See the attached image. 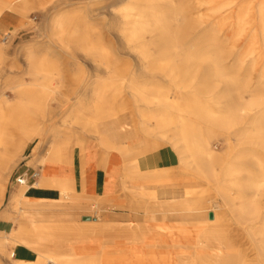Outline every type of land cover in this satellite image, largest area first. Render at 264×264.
<instances>
[{"label": "bare ground", "instance_id": "6f19581e", "mask_svg": "<svg viewBox=\"0 0 264 264\" xmlns=\"http://www.w3.org/2000/svg\"><path fill=\"white\" fill-rule=\"evenodd\" d=\"M124 1L128 4L115 14L121 19L125 45L138 52L140 61L148 62L149 70L167 69L172 83L180 90L192 91L187 97L171 98L160 85L140 83L137 73L131 72L115 77L119 84L112 96L102 87L95 88L92 93L97 100L92 105L82 101L88 97L84 88L80 94L83 103L74 105L63 126L81 128L97 140L101 149L98 166L106 172V186L102 197H93L84 182L83 192L77 194L70 172L74 149H81L84 169L95 162L99 151L85 138L63 135L61 124L60 128H49L55 115L52 101L59 95L51 83L57 68L39 56L38 48L29 50L21 76L0 85V208L15 163L24 159L34 141L38 142L31 154L41 167L35 186L58 189L61 198L27 199L25 185L10 191L0 218L13 221L15 226L8 234L0 233V260L7 264H264V94L256 93L244 101L237 77L223 67L218 49L200 48L191 53L194 22L199 27L206 22L201 20V12L191 14L194 22L187 19L184 25L175 26L179 20L172 11L174 0ZM195 1L190 6L195 10L202 5H213L217 10L230 5L220 0ZM45 3L0 0V65L7 43L24 31L32 10ZM247 9H239V35L246 30V19L251 15V7ZM257 16L259 34L264 37V1ZM71 23L59 27L61 36H67L63 43L67 51L102 49L89 42L85 33L70 27ZM148 35L152 40L147 41ZM46 38L50 41L45 44L53 45V36L46 34ZM207 38L216 40L217 36ZM152 47L160 50L158 60L150 61ZM180 51L185 57L178 62L175 57ZM255 51L251 43L245 55L253 56ZM207 64L210 71L201 72ZM211 74L232 89L216 93ZM125 83L128 96L123 94ZM259 84H264V66ZM7 88L14 99L9 98ZM223 99L232 105L227 107ZM254 109L257 113L252 115ZM127 110L129 116L123 113ZM219 136L225 146L221 151L212 145ZM47 137L51 138L49 143L45 142ZM163 146L169 147L176 167H151L146 159L142 169L139 160ZM190 170L192 176L183 175ZM203 181L212 185L219 197V212L197 197L206 191ZM174 186L185 190L179 195L166 193L172 196L169 200L158 199V190L177 189ZM94 201L97 206L91 204ZM111 208L127 209L135 215L136 224L102 222L97 209ZM83 210L94 215H80L78 221ZM231 221L245 228L254 243L251 259L231 239ZM16 245L33 249L36 258L14 259L11 249Z\"/></svg>", "mask_w": 264, "mask_h": 264}, {"label": "rangeland", "instance_id": "374dc122", "mask_svg": "<svg viewBox=\"0 0 264 264\" xmlns=\"http://www.w3.org/2000/svg\"><path fill=\"white\" fill-rule=\"evenodd\" d=\"M263 1L220 0L221 4L225 3L230 5L229 7L218 10L213 5H202L198 10H195L192 7L190 8L193 0H187V2L186 0H174L173 9L163 5L166 10L172 9L174 11L173 14H178L177 18L179 22L174 23L175 26L184 25L187 19L188 21L194 22L195 16H191V14L196 11L201 12V20L206 22L200 27L194 22L193 26L195 30L192 38H195L191 41L192 48L190 51L191 53H197L200 51V48H205V51H211V47L218 49L223 67L228 70L230 75L237 77V84H239L244 101L250 100L256 93L264 94V84H259V72L264 66V37L259 34L257 16V8ZM46 2L43 7L38 6L32 10L25 19L27 24L23 29L24 31L7 43L5 47L6 56L0 65V85H6L8 82L14 81L21 76L22 71L25 70V57L28 51L38 48L39 56L46 57L57 68L51 83L57 87L59 95L55 97L56 100L52 101L55 115L53 120L48 123L49 128H60L61 124L60 132L63 135L71 133L80 138H85L87 143L91 144L96 151H99L96 158L98 165L101 160V149L94 136L91 133H84L81 128L67 129L63 126V122L70 115L76 103L83 101L84 104H94L97 99L92 91L99 87L104 88L106 93L112 96V93L117 89L119 84L117 79L115 80V77L118 75H126L130 72L137 73L140 83L151 81L160 85L159 87L161 89L169 92L171 98L187 97L192 89L180 90L167 77L169 73L167 69L159 71L149 70L147 66L148 62L140 61L138 52L130 50L125 45L122 40V34L120 33V28L122 27L121 19L115 12L128 4V1L70 0L68 4L63 3L62 0H46ZM240 7L244 11L248 10V7L252 9L250 11L251 15H248L246 19V30L242 35H239V29L236 23L241 15ZM68 22H72L70 27L76 28L78 33H85L89 42L102 47V49L88 53L76 49L67 51L63 47V43L66 40L65 37L67 36H61L59 27H61V24L67 26ZM46 34L53 36L51 39L53 45L45 44L46 40L50 41L46 38ZM195 34L199 36L196 38ZM209 36H217V38L216 40H207ZM146 39L150 41L152 37L148 35ZM251 43L255 44V54L253 56H246V51ZM159 52V49L152 47L150 61L158 60L160 58ZM184 53V51H180L175 59L178 62L181 61L185 57ZM254 59L257 62L252 66ZM202 70L209 72L210 66L208 64L204 65L202 66L201 72ZM25 78L26 81H30L27 76ZM210 78L211 83L216 86V93L223 94L227 89H232L227 82L218 76L211 74ZM97 84L99 85L96 87ZM86 87L88 97L85 101H81L80 94ZM127 91L128 83H125V89L123 90L125 96H128L126 95ZM7 92L9 98L14 99V96L8 88ZM222 102L227 107L232 105L229 99H223ZM123 113H125V116L130 115L129 110ZM256 113L257 109L251 112L252 115ZM50 141L51 138L48 137L45 140L47 143ZM37 142L34 141L29 145L24 152V158L30 154L31 149ZM212 145L214 148H217V151H221L225 147L224 139L219 136L212 142ZM163 148L168 149L171 153L169 147L163 146L161 149ZM171 156L172 161L168 165V168H173L177 165V161L172 153ZM22 163L21 161L16 162L13 172L9 176L5 199L0 208L2 210L5 209L8 203L9 193L13 187V180ZM249 168L252 169L251 166ZM183 175L192 176V171L190 170L188 174L184 173ZM201 184L205 186L206 191L204 190L205 192L199 193L197 197L205 205L210 204L215 211L219 212L220 208L218 206L220 205V200L213 190L212 185L205 181ZM172 188H177L181 193L185 190L182 186H174ZM118 194L120 195L122 193L119 192ZM262 194L261 203L263 205L262 210L264 211V188ZM91 204L97 206V201ZM97 211L101 215L100 219L102 222H114L115 224L125 225L128 223L136 224L137 221L135 215L127 209L111 208L107 210L97 209ZM142 212L140 211V215H142ZM80 215L93 216L94 214L83 210L79 214L78 221L81 219ZM175 220L173 219L172 221L174 222ZM228 228L230 229L229 234L231 239L234 241L237 249L251 256V259L254 255V243L251 242L245 228L232 221L228 225ZM0 261L2 264H7L3 259Z\"/></svg>", "mask_w": 264, "mask_h": 264}, {"label": "crops", "instance_id": "0c3cea01", "mask_svg": "<svg viewBox=\"0 0 264 264\" xmlns=\"http://www.w3.org/2000/svg\"><path fill=\"white\" fill-rule=\"evenodd\" d=\"M1 31H0V39H1ZM29 147V146H28ZM27 147V148H28ZM33 149V148H32ZM32 149L30 154H28L21 162L20 169L16 172V175L21 173H26L28 178L27 190L24 194L25 198L36 200V201H57L60 200L61 194L58 189L53 188H41L36 187L35 184L38 182L41 176V167H39L34 157H32ZM145 160H139V165L143 169L145 168V163L151 167L156 168H167L170 162L172 161L171 153L168 149H160L159 151L148 155ZM147 159V162H146ZM83 159L80 148H75L72 154V164L70 168L71 177L74 184V189L77 194H81L83 192L84 182L88 183L89 194L93 197H102L105 192L106 186V172L103 168L97 165V161L89 164L85 169L83 168ZM36 174L34 177L33 175ZM85 175V176H84ZM87 181V182H86ZM12 189H16L18 185H16L13 181ZM175 191L177 195L179 190H158V199L161 201L169 200L172 196H167L166 193ZM176 195V196H177ZM2 209H0V213H2ZM15 224L11 220L0 218V233L8 234L10 233ZM12 252L14 254V259H25L32 260L36 258V252L24 245H16L13 247Z\"/></svg>", "mask_w": 264, "mask_h": 264}, {"label": "built area", "instance_id": "2783aa9c", "mask_svg": "<svg viewBox=\"0 0 264 264\" xmlns=\"http://www.w3.org/2000/svg\"><path fill=\"white\" fill-rule=\"evenodd\" d=\"M34 177L36 176V174L33 175ZM14 183L16 185H27L28 184V178H27V174L26 173H21L19 175H16L15 178H14ZM49 264H52V263H49Z\"/></svg>", "mask_w": 264, "mask_h": 264}, {"label": "water", "instance_id": "95a60500", "mask_svg": "<svg viewBox=\"0 0 264 264\" xmlns=\"http://www.w3.org/2000/svg\"><path fill=\"white\" fill-rule=\"evenodd\" d=\"M211 218H212V215H211Z\"/></svg>", "mask_w": 264, "mask_h": 264}]
</instances>
